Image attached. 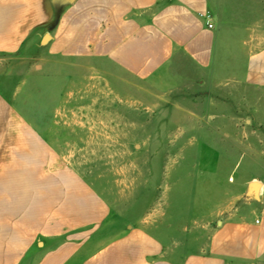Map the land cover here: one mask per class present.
<instances>
[{"label": "rangeland", "instance_id": "obj_1", "mask_svg": "<svg viewBox=\"0 0 264 264\" xmlns=\"http://www.w3.org/2000/svg\"><path fill=\"white\" fill-rule=\"evenodd\" d=\"M210 2L221 27L264 37V0ZM43 42L0 53V89L110 207L81 264H188L218 222L264 210V187L256 199L250 186L264 183L259 92L206 82L183 58L142 77ZM146 233L162 240L158 256Z\"/></svg>", "mask_w": 264, "mask_h": 264}, {"label": "crops", "instance_id": "obj_2", "mask_svg": "<svg viewBox=\"0 0 264 264\" xmlns=\"http://www.w3.org/2000/svg\"><path fill=\"white\" fill-rule=\"evenodd\" d=\"M67 2L58 19L51 0H0V53L17 54L44 40L55 55L91 58L94 67L106 63L142 77L183 58L206 82L259 92L264 106V37L254 28L221 27L210 0ZM15 94L0 89V264H81L110 207L62 163L52 142L16 107ZM142 236L153 244L147 257L158 256L162 240ZM202 252L190 254L188 264L264 263V210L218 222Z\"/></svg>", "mask_w": 264, "mask_h": 264}, {"label": "water", "instance_id": "obj_3", "mask_svg": "<svg viewBox=\"0 0 264 264\" xmlns=\"http://www.w3.org/2000/svg\"><path fill=\"white\" fill-rule=\"evenodd\" d=\"M65 0H51L52 2V5L56 11V14H57V17H58V13H59V10H60V7H61V4L64 2ZM262 183H260L259 181H254L252 184H251V189L252 191H254V195H255V198L256 199H259L260 198V193L262 191Z\"/></svg>", "mask_w": 264, "mask_h": 264}, {"label": "built area", "instance_id": "obj_4", "mask_svg": "<svg viewBox=\"0 0 264 264\" xmlns=\"http://www.w3.org/2000/svg\"><path fill=\"white\" fill-rule=\"evenodd\" d=\"M207 18H208V20H209V22H208V26H209L210 28H212V27H213V24L210 22V21H211V15L208 14V15H207Z\"/></svg>", "mask_w": 264, "mask_h": 264}, {"label": "trees", "instance_id": "obj_5", "mask_svg": "<svg viewBox=\"0 0 264 264\" xmlns=\"http://www.w3.org/2000/svg\"><path fill=\"white\" fill-rule=\"evenodd\" d=\"M54 11H55V9H54ZM55 13H56V11H55ZM56 18H57V14H56Z\"/></svg>", "mask_w": 264, "mask_h": 264}]
</instances>
